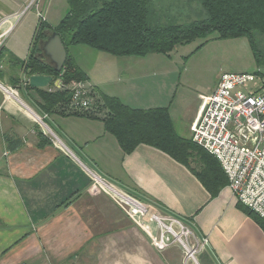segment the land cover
<instances>
[{
    "label": "crops",
    "instance_id": "crops-1",
    "mask_svg": "<svg viewBox=\"0 0 264 264\" xmlns=\"http://www.w3.org/2000/svg\"><path fill=\"white\" fill-rule=\"evenodd\" d=\"M29 1L0 0V20L24 11ZM47 1L41 9L38 0L16 21L1 46L5 53L26 58L39 19L54 25ZM147 56L124 57L140 59L138 64ZM75 59L88 73L86 82L102 93L135 108L170 106L177 129L174 99L168 105V93L160 96L152 76L138 79L124 70L114 79L120 87L108 91ZM129 63L131 69L134 62ZM9 67L0 61L5 72ZM7 78L2 82L13 86ZM13 88L16 95L10 96L0 88V264L183 263L179 245L160 251L126 205L106 190H94L89 169L183 219L198 238L207 237L197 264H264V229L239 205L228 183L212 196L188 166L167 152L141 143L126 153L101 119L43 113L35 90ZM201 105L202 100L186 115L182 136L191 137ZM38 131L47 139L43 144Z\"/></svg>",
    "mask_w": 264,
    "mask_h": 264
},
{
    "label": "trees",
    "instance_id": "trees-1",
    "mask_svg": "<svg viewBox=\"0 0 264 264\" xmlns=\"http://www.w3.org/2000/svg\"><path fill=\"white\" fill-rule=\"evenodd\" d=\"M69 9L56 25L39 19L30 51L21 59L0 48V80L8 75L13 86L35 90L40 97L37 108L43 113H59L99 118L113 134L124 152L144 143L159 148L188 166L212 196L228 183L218 159L176 129L170 106L135 108L117 96L96 91L91 107H72V82L86 81L88 73L69 52V45H86L113 56L145 57L151 53L170 55L181 44L197 39L207 42L246 36L258 64L264 63V0H67ZM195 6V16H181L174 8ZM191 13V12H190ZM57 32L67 59L60 71L41 54L40 40L47 32ZM214 35V36H213ZM204 42V43H205ZM200 44L199 47L203 46ZM20 71L18 73L17 72ZM31 74L52 76L46 87H32L25 78ZM24 76V78H23ZM40 143L47 141L38 131ZM264 229V218L239 202Z\"/></svg>",
    "mask_w": 264,
    "mask_h": 264
},
{
    "label": "built area",
    "instance_id": "built-area-1",
    "mask_svg": "<svg viewBox=\"0 0 264 264\" xmlns=\"http://www.w3.org/2000/svg\"><path fill=\"white\" fill-rule=\"evenodd\" d=\"M30 0L26 9L0 20V48L23 13L37 4ZM15 20V22L13 21ZM13 21V22H12ZM251 72L227 71L221 74L214 91L204 95L191 126L192 140L220 162L235 198L264 218V79ZM7 95H16L11 85L0 81ZM72 107H91L96 91L86 81L72 82ZM93 189H103L127 206L129 214L150 233L160 250L179 245L183 263H198L197 256L208 244L198 238L189 223L173 214L159 211L89 169ZM156 228V232L153 228Z\"/></svg>",
    "mask_w": 264,
    "mask_h": 264
},
{
    "label": "rangeland",
    "instance_id": "rangeland-1",
    "mask_svg": "<svg viewBox=\"0 0 264 264\" xmlns=\"http://www.w3.org/2000/svg\"><path fill=\"white\" fill-rule=\"evenodd\" d=\"M44 1L39 0L41 9ZM47 2L51 6V13L47 17L56 25L69 9L67 0ZM174 11L183 17L195 16L194 5L188 10L175 7ZM205 41L197 39L178 45L169 56L151 53L146 59L138 61L142 62L138 64L135 61L140 59H134L135 57L113 56L86 45H69L68 50L84 67L93 71L91 78L97 79L100 86L108 91H115L120 87V83H115L114 79L124 70L132 72L133 77L138 79L146 75L152 76L159 92H162L160 96H167L168 93V105L174 99L173 114L180 133L186 115L203 100L205 94L210 93L222 73L251 72L258 76V82L264 79V63H257L246 36L226 39L212 37ZM202 43L204 45L199 47ZM132 60L134 66L129 69L127 64ZM162 89H165L164 92Z\"/></svg>",
    "mask_w": 264,
    "mask_h": 264
},
{
    "label": "water",
    "instance_id": "water-1",
    "mask_svg": "<svg viewBox=\"0 0 264 264\" xmlns=\"http://www.w3.org/2000/svg\"><path fill=\"white\" fill-rule=\"evenodd\" d=\"M41 54L45 55L54 64L55 69L60 71L67 59V49L60 37L55 31L47 32L46 37L39 42ZM51 75L31 74L25 80L32 87H46L52 81Z\"/></svg>",
    "mask_w": 264,
    "mask_h": 264
},
{
    "label": "flooded vegetation",
    "instance_id": "flooded-vegetation-1",
    "mask_svg": "<svg viewBox=\"0 0 264 264\" xmlns=\"http://www.w3.org/2000/svg\"><path fill=\"white\" fill-rule=\"evenodd\" d=\"M45 56V55H44ZM46 57V56H45Z\"/></svg>",
    "mask_w": 264,
    "mask_h": 264
}]
</instances>
